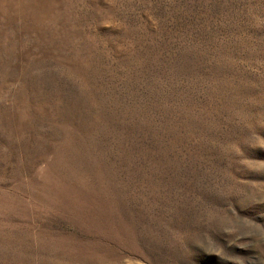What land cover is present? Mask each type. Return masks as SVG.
I'll return each instance as SVG.
<instances>
[{
  "label": "rangeland",
  "instance_id": "rangeland-1",
  "mask_svg": "<svg viewBox=\"0 0 264 264\" xmlns=\"http://www.w3.org/2000/svg\"><path fill=\"white\" fill-rule=\"evenodd\" d=\"M0 264H264V0H0Z\"/></svg>",
  "mask_w": 264,
  "mask_h": 264
}]
</instances>
